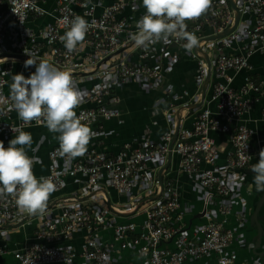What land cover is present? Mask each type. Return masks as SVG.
<instances>
[{"label": "built area", "instance_id": "built-area-1", "mask_svg": "<svg viewBox=\"0 0 264 264\" xmlns=\"http://www.w3.org/2000/svg\"><path fill=\"white\" fill-rule=\"evenodd\" d=\"M138 1L116 0L96 16V5L92 0H61L53 13L45 11L38 0H7L8 8H0V44L8 36V22L11 20L16 25L18 49L24 56L36 58L41 50H46L49 53L48 61L62 70L70 69L74 80L77 74L99 67L95 76L101 79L158 83L162 73L150 65H131L126 59L114 60L108 65L115 58L101 64L129 42L133 32L128 28L127 21L120 16L127 5H134ZM75 5L81 8L82 14L75 10ZM237 5L238 8L240 5L244 6L254 14L256 21L253 27H240L239 21L236 28L225 37L204 41L233 26L235 13L229 0H212L207 13L199 19L186 22L187 30L195 33L199 42L202 41L201 48L205 43L215 42L213 68L216 81L210 101L216 105V111L205 107L191 129L179 132L171 151L179 157V172L198 179L199 186L206 194V205L216 196L230 197L235 171L243 170L251 164V142L257 132L245 124V117L264 95V80L260 82L248 73L243 85L235 89L229 78L231 72L253 71L251 58L256 53L264 52V0H237ZM47 15L54 16V24L39 32L27 27L30 19ZM77 15L85 17L94 26L89 29L85 40L77 49L69 53L60 38L68 30L72 18ZM183 43L185 41L171 38L170 42L164 44L183 48ZM82 46L85 47L84 55L78 51ZM25 49L28 55L25 54ZM190 55L197 62L200 78H205L208 71L206 61L194 49ZM147 57L148 53L141 56L142 59ZM12 70L13 63L10 61L0 76V142L3 143L8 138L15 137L12 128L22 124L12 107L10 95L5 94L7 75ZM169 93H174L173 89H169ZM85 102L93 106L80 108L76 113L95 132L87 151L82 156L70 158L61 155L59 147L54 148L49 155V171L41 177L51 176L56 184L54 193H60L68 178L78 175L86 177V187L92 191L98 186L102 176L106 175L111 187L120 196L130 197L135 187L143 184L151 185L157 194L163 196L162 200H147L143 206H134L126 211L113 209L112 206L91 207L82 202L63 204L44 215L31 245L15 251L0 245V256L11 254L20 264H75L78 259L84 264H111L114 252L133 247L138 249L147 264H184L191 259L211 257L216 258V264H237V254L232 250L235 231L228 226L231 208L222 207V219L206 225L201 230V239L193 242L182 232L185 213L180 203L177 181L153 177L149 173V162L160 161L162 164L169 155L173 133L165 136L162 145H156L150 137H146L137 145L126 144L117 155H108L98 140L105 122L120 117V113L109 108L110 104L118 103L119 98L106 88L93 90L86 96ZM31 126L44 124L33 121L25 125L24 129ZM212 132L232 134L233 148L227 152V167L222 170L215 166L221 147L211 137ZM27 154L29 155L28 152ZM60 161L65 163L62 169L58 165ZM203 165L208 168H203ZM136 211L145 217L141 224L133 221L117 222V214ZM19 213L11 197L0 198V221H15ZM206 213L204 211V216ZM77 232L85 233L81 250L57 246L58 243L71 240ZM109 232L113 233L112 239L102 241V235Z\"/></svg>", "mask_w": 264, "mask_h": 264}, {"label": "crops", "instance_id": "crops-1", "mask_svg": "<svg viewBox=\"0 0 264 264\" xmlns=\"http://www.w3.org/2000/svg\"><path fill=\"white\" fill-rule=\"evenodd\" d=\"M92 1L96 5L95 15L99 16L104 7L112 5L116 0ZM60 2L61 0H38V4L49 13H53ZM5 6H7V1L2 2L0 8L4 10ZM75 10L82 14V10L78 5H75ZM239 10L242 14L240 27H253L256 21L254 14L242 5L239 6ZM144 14H146V9L143 7L142 0H139L134 5H127L120 18L127 21L128 28L134 34L137 30L135 25ZM54 22V16L47 15L39 19H30L27 27L30 30L39 32L54 24ZM8 27V36L0 44V53H3L0 56V76L3 75L8 62L11 61L13 63L12 73L7 75L6 95H10V85L15 74H23L28 78L36 71L35 65L26 67L25 60H19V58L13 56L23 54L18 49L15 23L10 20ZM214 45L215 42L205 43L202 46V49L212 61V75L207 87L206 99L200 108L181 110V129L179 132L191 129L199 113L205 107L210 108L214 112L216 111V105L210 101L216 81L213 68L215 60ZM78 51L81 55L86 53L84 46L79 47ZM146 53H148V57L142 59L141 56ZM190 54L183 48H178L174 45L167 46V44L160 42L149 46L148 49L137 48L134 45L124 52L123 55L108 62V65H110L114 60L126 59L131 65L147 64L155 67L162 73L158 83L143 80L128 82L105 80L92 74L94 70H88L82 73L83 75H77L75 86L81 93V102L75 111L80 108L93 106L85 102L86 96L93 90L99 91L108 88L113 96L119 98V102L110 104L109 108L120 113V117L105 122L103 133L98 140V142L102 143L104 152L108 155H117L126 144L137 145L146 137H150L154 144L162 145L168 133L174 134L177 125V111L185 105H197L200 103L203 84L209 71L208 68L206 77L200 78L197 62L191 58ZM36 56L35 59L38 60L49 59V53L46 50H41ZM9 58L16 59L10 60ZM251 64L254 68L251 72L242 71L229 74V78L232 79L231 84L235 89H239L243 85L244 77L248 73L260 82L264 80V52L256 53L251 58ZM169 89H173L174 93H169ZM119 121H122V123H119ZM245 124L257 132L251 142L253 160L245 169L235 171L232 194L228 198L216 196L206 205V194L199 186L198 179L193 175L179 172V157L175 154H172L170 165L167 169L169 155L162 164L160 161L149 162L148 168L150 175H153V177L159 178L160 172H162V178L177 181L180 203L185 213L182 232L188 239L198 242L202 237L201 230L210 222L220 221L222 219L221 208L229 206L231 215L228 226L235 231V241L232 250L237 254V264H255L257 259H259V264H264V202L260 209L258 208L263 192L256 191L253 183L255 174L251 171V166L259 162V153L264 147V95L261 97L260 102L254 104L246 115ZM24 130L30 132L33 137L32 148L35 151L29 149L27 152L31 157L39 158L33 166L34 173L39 178L46 175L49 171V155L54 148L59 147L57 139L59 134L49 132L45 125L31 126ZM211 137L221 147L215 166L221 170L225 169L227 167V152L233 148L232 134L212 132ZM13 138L15 137L4 141L5 148ZM58 165L62 169L65 163L60 161ZM203 168H208V166L203 165ZM86 181V177L82 175L68 178L62 192L51 194L44 215L53 212L63 204L72 202H82L88 206L99 208H110L111 205L113 209L126 211L134 206L141 207L148 199L159 196L151 185L145 186L143 184L136 186L130 197L120 196L111 187L106 175L102 176L98 186L92 191L86 187ZM250 185L251 188L249 187ZM162 197H158L155 202L162 200ZM204 211L207 212L206 216H204ZM138 213L139 211L120 213L117 214L116 220L118 223L133 221L141 224L145 217ZM44 215L29 216L19 213L15 221H0V245L10 251L31 245L34 242L37 226L41 223ZM255 215H257L256 220ZM259 227L262 229L261 232ZM112 234V232H109L102 235L101 240L110 241ZM84 237V232H77L71 240L58 243L57 246L64 249L81 250L84 245ZM110 260L111 264H147L146 260L139 254L138 249L133 247L125 251L114 252ZM0 264L20 263L13 255L7 254L0 256ZM75 264H84V262L78 259ZM184 264H216V258L191 259Z\"/></svg>", "mask_w": 264, "mask_h": 264}, {"label": "clouds", "instance_id": "clouds-1", "mask_svg": "<svg viewBox=\"0 0 264 264\" xmlns=\"http://www.w3.org/2000/svg\"><path fill=\"white\" fill-rule=\"evenodd\" d=\"M142 4L146 14L137 21V31L130 36L137 48L148 49L158 42L168 43L171 38L185 41L182 46L188 53L198 47L199 38L187 30L186 22L207 13L212 0H142ZM93 26L82 16L72 18L60 38L69 53L77 49ZM25 54L28 55L26 49ZM33 65L36 71L30 77L15 74L10 85L12 107L22 124L12 128L15 138L7 148L0 142V198L11 197L21 214L42 216L56 184L51 176L37 178L35 175L33 166L39 158L27 154V150L35 149L32 134L24 126L35 121L43 123L49 132L58 133L59 151L70 158L84 155L95 132L75 111L80 105L81 93L71 70L59 69L46 59L34 61L30 57L25 66ZM259 157L251 171L255 174L256 191L264 192V149ZM255 264H259V259Z\"/></svg>", "mask_w": 264, "mask_h": 264}, {"label": "water", "instance_id": "water-1", "mask_svg": "<svg viewBox=\"0 0 264 264\" xmlns=\"http://www.w3.org/2000/svg\"><path fill=\"white\" fill-rule=\"evenodd\" d=\"M230 1V4L234 10V13H235V22L233 24V26L228 29L227 31L221 33V34H218L216 36H213V37H209V38H206L204 39L205 42H210V41H215V40H218L220 38H223L225 37L226 35H228L232 30H234L236 28V26L239 24V21H240V18H241V13H240V10L238 8V5H237V0H229ZM202 43V41L199 42V45L198 47H195L194 48V51L195 52H198L200 53V55L206 60L207 64H208V68H209V71H208V75H207V78L203 84V88H202V92H201V101L200 103H198L197 105H185L183 107H181V109L179 111H177L176 113V116H177V125H176V129H175V132L173 134V140L170 144V153H169V162H168V165L166 166V169L169 167L170 165V160H171V157H172V148H173V145L177 139V136L179 134V131L181 129V110H186V109H197V108H200L202 107L205 99H206V94H207V87H208V84H209V81L211 79V75H212V64H211V60L209 58V55L200 47V44ZM134 46V42L131 40L129 43H127L124 47H121L118 51H116L114 54L110 55L109 57H107L101 64H105L107 63L109 60L113 59V58H117L121 55H123L124 52H126L127 50H129L131 47ZM14 57L16 58H19V60H25L27 61L28 59H30V57L28 56H24V55H13ZM32 58V57H31ZM34 61H39L38 59H35V58H32ZM52 64V63H51ZM55 66V65H54ZM56 67V66H55ZM58 68V67H57ZM99 67H97L93 72L92 74H95L97 72ZM60 69V68H59ZM77 75H80V74H77ZM81 75H83L81 73ZM264 149V147L262 148ZM159 178H162V172H160V175H159ZM161 195L157 196V197H153L151 199H148V200H156L158 197H160ZM264 202V192H263V195L260 199V202H259V205H258V208L260 209L262 203ZM111 206V205H110ZM257 218V215H255V220ZM261 227H259V231L261 232ZM261 235V234H260Z\"/></svg>", "mask_w": 264, "mask_h": 264}, {"label": "rangeland", "instance_id": "rangeland-1", "mask_svg": "<svg viewBox=\"0 0 264 264\" xmlns=\"http://www.w3.org/2000/svg\"><path fill=\"white\" fill-rule=\"evenodd\" d=\"M1 2H5V1H7V0H0Z\"/></svg>", "mask_w": 264, "mask_h": 264}, {"label": "trees", "instance_id": "trees-1", "mask_svg": "<svg viewBox=\"0 0 264 264\" xmlns=\"http://www.w3.org/2000/svg\"><path fill=\"white\" fill-rule=\"evenodd\" d=\"M7 8H8V7H7V6H5V7H4V10H6Z\"/></svg>", "mask_w": 264, "mask_h": 264}]
</instances>
